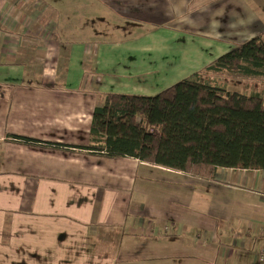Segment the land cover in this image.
Masks as SVG:
<instances>
[{"label": "crops", "instance_id": "0c3cea01", "mask_svg": "<svg viewBox=\"0 0 264 264\" xmlns=\"http://www.w3.org/2000/svg\"><path fill=\"white\" fill-rule=\"evenodd\" d=\"M256 35L264 0H0V264H263L264 169L75 147L105 94L154 95Z\"/></svg>", "mask_w": 264, "mask_h": 264}, {"label": "trees", "instance_id": "16d2710c", "mask_svg": "<svg viewBox=\"0 0 264 264\" xmlns=\"http://www.w3.org/2000/svg\"><path fill=\"white\" fill-rule=\"evenodd\" d=\"M211 73L264 78V35L154 95L105 94L93 110L89 142L75 147L205 178L220 167L264 169V98L212 85L204 80Z\"/></svg>", "mask_w": 264, "mask_h": 264}, {"label": "rangeland", "instance_id": "374dc122", "mask_svg": "<svg viewBox=\"0 0 264 264\" xmlns=\"http://www.w3.org/2000/svg\"><path fill=\"white\" fill-rule=\"evenodd\" d=\"M204 80H207L212 85L214 84L229 90L242 91L247 94L257 93L264 98V78L260 76L250 77L211 73L204 75Z\"/></svg>", "mask_w": 264, "mask_h": 264}, {"label": "built area", "instance_id": "2783aa9c", "mask_svg": "<svg viewBox=\"0 0 264 264\" xmlns=\"http://www.w3.org/2000/svg\"><path fill=\"white\" fill-rule=\"evenodd\" d=\"M258 260L264 264V250L260 251Z\"/></svg>", "mask_w": 264, "mask_h": 264}]
</instances>
